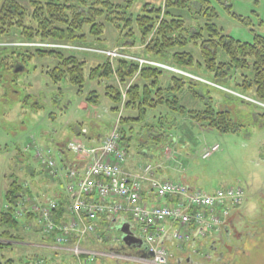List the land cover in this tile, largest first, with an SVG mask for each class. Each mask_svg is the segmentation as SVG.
Segmentation results:
<instances>
[{"label": "rangeland", "instance_id": "1", "mask_svg": "<svg viewBox=\"0 0 264 264\" xmlns=\"http://www.w3.org/2000/svg\"><path fill=\"white\" fill-rule=\"evenodd\" d=\"M17 1L24 7H29L28 0ZM146 3L157 8L163 5L161 0H133L131 12L134 15L141 13V8ZM206 5L214 8L216 15L209 19L223 34L245 42H251L255 35L264 37V0H207ZM198 7V4L194 3L191 7L170 8V12L179 15L186 26L204 25L207 19L196 13ZM116 36L117 31L107 25L104 38L109 49L123 48L128 53H142L141 45L132 46L130 41L126 42V45H115ZM15 40L0 36V56L8 55L7 51L11 53L12 50L8 47L26 52L25 47L29 46L19 44ZM194 51L195 57L199 59L198 50ZM74 53L86 61V70L104 58L88 52ZM10 55L18 58L13 53ZM6 63L8 66V59ZM53 65L54 61L48 57L34 56L25 57L23 67L18 70L15 68V73L1 70L0 215L7 210L5 195L10 183L18 180L29 185L33 177L27 174L28 171L36 170L37 174H43L42 171L45 170V166L34 157L33 148L29 146L30 138L37 145L50 148L56 162L59 163L56 155L58 147L72 139L78 127L79 130L84 127L88 132H93L97 127L100 129L99 132L105 135L115 126L120 115L119 111L111 110L113 102L105 94L102 81L87 80L83 91H79L78 87L70 84L67 79L53 82L47 73ZM106 82L119 86L114 79ZM198 82L201 84L197 83L196 87L203 95L194 97L189 92H183L182 94L186 95H180V104L187 110L202 109L208 101H212V105L214 104L217 109L229 111L238 130L220 132L193 121L187 114L173 111L170 118L174 123L169 125V135L175 138L176 142L169 136L168 146L174 144L175 147L179 143L180 150L177 146L176 152L171 154L168 172L161 179L186 183L202 191L229 186L242 187L244 191L242 205L230 217L226 225L227 230L222 227V230H216L210 235L205 249L206 254L199 264H264V101L261 104L255 103L219 85L201 80ZM226 87L233 88V85L229 84ZM90 91L97 93V104H90L85 100ZM242 94L252 99L254 97L252 90ZM153 111L155 114L165 113L166 109L158 106ZM129 113L130 111L124 109L121 115ZM118 127L121 130L122 127L126 128V125L118 123ZM137 131L140 135L134 134L126 146L127 156L136 164L155 162L154 158L141 154L139 148L144 146L151 153L157 148H162L161 144L166 146L167 139L162 142L151 139L150 141L154 140L153 145L149 146L150 142H142L146 141L145 136H141L144 131H139V127ZM213 144H217L219 149L209 157L202 158L203 149ZM65 153L71 154L66 149ZM61 181L64 184L63 179ZM63 192L66 194L65 189ZM29 220L37 225L36 218ZM19 221V226L24 227L22 229L26 236L29 234L26 231L35 228L32 225H24V218H20ZM15 228L17 239L6 240L7 244L0 248V264H35L33 259L38 257L49 264L46 259L49 258L48 253L30 248L27 245V242H31L30 239L22 234L18 235L19 227ZM10 229L12 228L9 224L0 220V232ZM36 231L35 236L38 239L43 237L40 228ZM111 232L119 236L118 231ZM144 246L140 240L139 244L127 248L140 249ZM172 257L171 255L169 258V264ZM182 264H195V260L192 258V263L184 261Z\"/></svg>", "mask_w": 264, "mask_h": 264}, {"label": "trees", "instance_id": "2", "mask_svg": "<svg viewBox=\"0 0 264 264\" xmlns=\"http://www.w3.org/2000/svg\"><path fill=\"white\" fill-rule=\"evenodd\" d=\"M206 2L164 0V5L158 8L146 3L141 8L142 12L134 15L131 12L133 0H122L120 3L112 0H28V8L17 0H0V36L14 38L17 43L108 48L104 30L110 25L117 31L115 45H126L128 41L132 46L141 45L142 53H130L132 55L173 65L236 93L252 90L253 99L264 101V37L255 35L251 42H245L223 34L210 21L216 12ZM194 3L199 6L196 13L207 19L204 25L186 26L179 15L170 12V8L191 7ZM25 48L26 52H22L21 49L8 47L18 58L8 51L3 60L0 56V74L2 69L6 73H15V66L20 64L18 66L23 67L25 57L38 56L54 61V65L47 70L53 82L67 79L79 91H83L87 80L102 81L105 94L113 102L111 110L130 111L119 118L130 134L126 136V129L122 127V141L132 139L138 133V127L139 131H144L142 133L145 130L151 132L157 142L164 141L169 135V125L173 122L170 118L173 111L187 114L193 121L220 132L238 130L229 111L217 109L212 101H208L202 109L187 110L180 104L183 92H189L194 97L203 95L196 87L200 82L190 77L151 65L139 66L131 59L110 60L104 56L101 62L86 70V61L74 53L76 50L46 46ZM194 49L198 50L199 59L195 57ZM12 61L19 63L14 64ZM109 79L117 80L118 85L127 86L123 98L119 86L106 82ZM229 84L233 88L226 87ZM85 100L97 104L98 95L90 91ZM158 106L166 109L165 113L155 114L153 110ZM25 190L21 181L13 180L6 192L8 207L1 213L0 220L11 228L18 226V220L14 218V205ZM59 201L61 206L55 216L57 221L63 212V200ZM8 239H17V236L11 235L9 230L0 232V248L7 244L3 240Z\"/></svg>", "mask_w": 264, "mask_h": 264}, {"label": "built area", "instance_id": "3", "mask_svg": "<svg viewBox=\"0 0 264 264\" xmlns=\"http://www.w3.org/2000/svg\"><path fill=\"white\" fill-rule=\"evenodd\" d=\"M35 46H53L67 49H78L102 54L109 59L125 58L138 63L139 66L151 65L176 73L185 74L174 67L148 58H139L122 53L119 49H96L71 45H54L41 43H26ZM24 44V45H26ZM124 97V93L122 94ZM115 126L102 140L95 145L87 143L78 137L69 139L65 149L70 152L77 164H67L59 168L50 148L37 145L30 138V148L41 165L45 166L50 176L61 177L64 189L69 196V204L63 215L66 220H55L59 203L54 198L39 199L34 196L22 195L15 204V217L23 218L33 215L39 223L41 232L51 236L56 245H65L70 236L74 243L70 252L79 257L84 253L89 259L93 252L86 251L82 245L83 237L92 235L100 240L94 221L97 217L105 218L113 223L123 214H130L138 230L131 229L135 237L140 238L145 245L148 261L152 264H169L171 253L164 246L168 234L173 241L180 243L191 236H205L219 230L224 224L231 208L240 206L244 200V191L240 186L216 188L213 191L195 189L182 182L159 180L151 176L154 168L151 164L141 165L138 173L132 175L124 170L127 150L120 143L121 135ZM85 134L86 129L82 128ZM219 146L213 144L203 149L202 158L209 157ZM153 194L161 199L177 197L174 205H149L142 197L144 182ZM177 223L185 230L169 231L164 222ZM115 255V254H114ZM41 264V261L36 262ZM120 264V263H111Z\"/></svg>", "mask_w": 264, "mask_h": 264}, {"label": "crops", "instance_id": "4", "mask_svg": "<svg viewBox=\"0 0 264 264\" xmlns=\"http://www.w3.org/2000/svg\"><path fill=\"white\" fill-rule=\"evenodd\" d=\"M114 3H120L122 0H112ZM161 2L164 4V0H161ZM87 105V104H86ZM86 107V106H85ZM151 121V120H150ZM149 121V122H150ZM135 125V124H134ZM126 136H130L129 130L126 127ZM135 130V127L134 129ZM99 128H95L93 132H88L87 135L82 136L80 135L81 139H83L87 145H95L98 144L102 138L104 137V134L99 132ZM79 127L77 130L74 131V137H78L79 135ZM145 136L146 141L142 142H150L149 146H152L154 140L150 141L151 139H154L152 137L151 132H146L143 133ZM133 138V137H132ZM168 137H167V145L164 146L161 144L162 148H157L156 150H153L151 153L146 147H140L139 152L143 154L144 156L154 158L155 162H140L139 164H136L135 162H132L131 159H129V156H127L126 162H125V171L135 175L138 173V168L140 165H144L147 163L151 164H157V167L153 168L151 171V176L156 177L159 180H162L165 176V174L168 172L167 167L169 166V160L171 157V154L175 153V149L180 150L179 143L174 147V144H170L168 146ZM129 141L123 140V143L128 146ZM172 146V148H170ZM59 152V153H58ZM58 158H59V163H57V166L59 168H64L67 164H77L78 166H81L83 162L76 161V158L72 154H66L63 148L57 149ZM43 174H37L36 170L33 172L28 171V175L30 177H33L31 179V182L28 185V190L35 194V197L39 199H45V198H55L58 200H63V212L62 215L60 216V220L58 222H62L67 219L65 215H63L64 210L66 206L69 204V197L67 193L65 194L62 190L64 188V184H62V178H56L53 176H50L47 172V170L42 171ZM33 175V176H31ZM159 176V177H158ZM162 178V179H161ZM30 188V189H29ZM142 197L144 198L145 202L149 205H161V204H168V205H174L176 203L177 197L173 198H157L152 191L149 190L147 182H144V188L142 191ZM60 201H59V207H60ZM238 209H233L230 211L229 215L226 217L224 220V227L228 228V223L229 219L232 215H234L237 212ZM27 220L24 221L25 224L32 225L35 228H30L33 229L32 231H26L29 234L26 236L24 235L25 231L22 229L24 228L23 226L19 227V232L18 235H24L27 238L30 239L31 242H27V245L30 246V248H35L36 250H39L40 252L43 253H48L49 258L47 259V262L49 264H111V263H120V264H152L150 263L148 259V254L145 252V246L138 249H133V248H127L128 245L124 244L121 240L120 237V232L116 229V226L122 223H127L130 227V229H136L138 230V226L135 224L134 220L131 218L130 214H123L121 217L116 219L113 223H109L105 218L103 217H97L94 221L95 227L97 232L100 234L101 239L97 240L94 238L92 235H86L83 237L82 240V245L86 251L93 252L94 256L92 259H89L87 257V254H83L79 257L74 256L70 252V246L74 243V238L73 236H70L68 242L65 245L58 246L54 243L53 238L47 235H43L40 239H38L35 235L36 234V229H39V223H36L37 225L33 224L32 220ZM164 225L169 228V231L171 232L172 230H185L184 227L180 226L177 223H169L167 221L164 222ZM38 227V228H37ZM16 228L10 229L11 235H15L14 230ZM41 230V229H40ZM111 230H116L119 232L118 235H113ZM168 234L165 238V244L164 246L166 249L171 253L173 256L172 259H174L172 263L170 264H182L184 261L186 262H191L192 263V258L195 260V264H199V261L204 258V254H206L205 249L208 244V239L210 235H206L204 237L199 236V235H194L188 238L186 241H182L180 243H176L171 239V237ZM92 236V237H90ZM16 239H13L14 241ZM6 241V240H5ZM4 241V242H5ZM204 246V247H203ZM132 247V246H128ZM204 250V251H203ZM134 252V253H133ZM115 254V255H114ZM205 260V259H204ZM201 262V261H200Z\"/></svg>", "mask_w": 264, "mask_h": 264}, {"label": "water", "instance_id": "5", "mask_svg": "<svg viewBox=\"0 0 264 264\" xmlns=\"http://www.w3.org/2000/svg\"><path fill=\"white\" fill-rule=\"evenodd\" d=\"M16 70H18V68H16ZM116 229L120 232V237L124 244L133 246L140 243V239L132 235L127 223L117 225Z\"/></svg>", "mask_w": 264, "mask_h": 264}, {"label": "flooded vegetation", "instance_id": "6", "mask_svg": "<svg viewBox=\"0 0 264 264\" xmlns=\"http://www.w3.org/2000/svg\"><path fill=\"white\" fill-rule=\"evenodd\" d=\"M3 56H6V55H3ZM3 56L1 55V59H2V60H3ZM224 228H226V227H224ZM225 230H227V228H226Z\"/></svg>", "mask_w": 264, "mask_h": 264}]
</instances>
